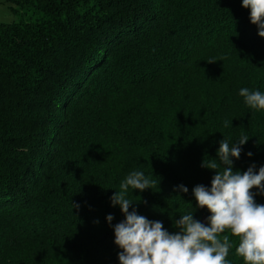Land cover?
Segmentation results:
<instances>
[{
	"label": "trees",
	"instance_id": "16d2710c",
	"mask_svg": "<svg viewBox=\"0 0 264 264\" xmlns=\"http://www.w3.org/2000/svg\"><path fill=\"white\" fill-rule=\"evenodd\" d=\"M7 1L17 20L0 25V264H120L124 215L110 197L131 172L154 183L129 188L140 200L129 211L175 233L194 209L207 223L192 189L211 187L202 161L224 138L249 137L234 170L264 166V109L239 94H264V37L242 0ZM100 140L123 154L97 157ZM225 234L229 264H244Z\"/></svg>",
	"mask_w": 264,
	"mask_h": 264
},
{
	"label": "clouds",
	"instance_id": "9594fccd",
	"mask_svg": "<svg viewBox=\"0 0 264 264\" xmlns=\"http://www.w3.org/2000/svg\"><path fill=\"white\" fill-rule=\"evenodd\" d=\"M242 6L250 10L251 23L258 27V35L264 37V0H242ZM239 94L250 108L264 109L261 92L242 88ZM248 140L244 135L230 145L224 138L217 158L208 164L202 161V167L213 170L215 175L210 188L198 184L192 193L196 207L207 209L210 215L206 224L194 219V208L179 215L173 223L179 229L175 233L165 229L161 221L138 214L135 208L129 211L130 206L140 202L128 198L129 188L143 192L154 183L142 171L131 172L121 182L120 190L110 197L112 206L119 205L124 215V220L113 226L114 243L122 250L118 253L120 264H229L227 257L233 245L229 234L221 237L226 232L238 238L235 253L244 264H264V204L255 200V195H264V166L256 171L252 164L241 172L234 170L233 165V158H240L241 146ZM175 191L186 194L189 189L179 185ZM113 219L111 214L106 217L109 225Z\"/></svg>",
	"mask_w": 264,
	"mask_h": 264
},
{
	"label": "rangeland",
	"instance_id": "374dc122",
	"mask_svg": "<svg viewBox=\"0 0 264 264\" xmlns=\"http://www.w3.org/2000/svg\"><path fill=\"white\" fill-rule=\"evenodd\" d=\"M15 20H17V16L12 10L10 2L7 0H0V25L1 24H11ZM113 109H115V107H113ZM101 141L102 140H100L99 142L97 141L98 143L95 144L99 146L98 148L94 150V152L97 153V157L107 159V158H113L114 156H121L123 154L122 152H119V153L115 152L116 151L115 145H111L110 141L108 145L102 144ZM40 252L42 251H39L35 248L30 247L26 251L24 249L22 254L27 253V255H29V257H31V259L35 261L36 255L39 254ZM15 260L20 262L18 264H23L21 260L19 259V257H16ZM25 264H32V261L28 260L25 262Z\"/></svg>",
	"mask_w": 264,
	"mask_h": 264
}]
</instances>
